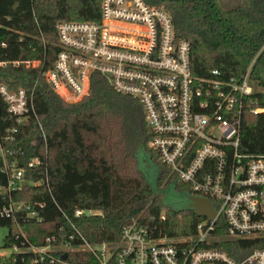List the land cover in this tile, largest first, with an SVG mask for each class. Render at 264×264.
<instances>
[{
	"label": "trees",
	"instance_id": "trees-1",
	"mask_svg": "<svg viewBox=\"0 0 264 264\" xmlns=\"http://www.w3.org/2000/svg\"><path fill=\"white\" fill-rule=\"evenodd\" d=\"M145 1L169 12L178 37L190 43L195 77L241 80L249 72L255 92L244 111L239 150L264 154V0H241L232 8L222 7L218 0ZM101 2L0 0V62L42 60L45 71L50 69L59 53L58 23L98 21ZM215 70L220 76L212 75ZM0 83L12 91L34 92L36 113L19 123L0 101V189L10 184L4 159L23 171L19 189L0 192V208L12 198L43 218L38 222L23 210L0 220V228L9 230L4 248L22 250L10 256L9 264H42L40 256L26 248L43 246L52 236L58 239L56 245L64 243L76 236L73 225L92 244L119 241L123 228L134 221L157 225L169 237L195 232L201 217L167 208L140 168L141 152L157 169L158 190L165 183L163 188L191 193L149 147L152 136L139 101L95 75L89 94L80 102L67 103L50 88L41 70L24 65L0 66ZM251 107L263 111L253 114ZM39 124L46 141L39 139ZM32 159L39 165L30 167ZM77 210L91 215L75 218ZM163 213L165 220L160 219ZM239 244L249 254L264 248V239ZM224 247L233 249L229 244ZM90 259L87 253L67 254L68 264H87Z\"/></svg>",
	"mask_w": 264,
	"mask_h": 264
},
{
	"label": "built area",
	"instance_id": "built-area-1",
	"mask_svg": "<svg viewBox=\"0 0 264 264\" xmlns=\"http://www.w3.org/2000/svg\"><path fill=\"white\" fill-rule=\"evenodd\" d=\"M57 36L59 53L50 69L45 71L42 60L0 66L41 70L50 88L68 103L89 94L95 75L106 78L115 91L142 105L152 136L149 147L159 160L217 212L213 219L201 217L190 235L169 237L157 225L134 221L123 228L119 241L92 244L73 225L76 236L68 241L56 245L52 236L26 251L39 255L42 264H68L63 256L69 252L87 253V264H264V248L246 254L248 249L239 246L240 241L264 239V154L239 150L244 111L255 92L249 72L241 80L195 77L190 43L178 37L169 12L145 0H102L98 21H61ZM0 101L19 123L36 116L34 92L12 91L0 83ZM262 111L251 107L253 114ZM38 135L46 141L40 124ZM4 163L10 184L0 192L10 194L20 188L23 171L6 159ZM37 165L38 159L29 163ZM23 210L43 222L38 211L12 198L0 208V220ZM86 212L77 210L75 218ZM160 219H166L165 213Z\"/></svg>",
	"mask_w": 264,
	"mask_h": 264
},
{
	"label": "rangeland",
	"instance_id": "rangeland-1",
	"mask_svg": "<svg viewBox=\"0 0 264 264\" xmlns=\"http://www.w3.org/2000/svg\"><path fill=\"white\" fill-rule=\"evenodd\" d=\"M218 1L221 4V6L224 8L235 7V6L239 5L241 2V0H218ZM254 89H255V87H254ZM80 101H78V102H80ZM75 103H77V102H75ZM139 157L141 159H143V154L141 152L139 153ZM143 164H144L145 168L144 167L142 168V164L139 161L140 168L146 174L150 184L157 190V188H156L157 170H156L155 166L152 165V163H150V162H148V163L145 162L144 160H143ZM164 185H165V183L162 184L161 189L158 191V193L163 198L165 204L168 207H172V208H183L181 205L175 203L176 197H179L178 194L176 193V191L171 186L163 188ZM8 232H9V230L7 228H0V264H9V262L7 260L10 258V256L16 252H19V250L5 249L4 248L3 240L7 236Z\"/></svg>",
	"mask_w": 264,
	"mask_h": 264
},
{
	"label": "water",
	"instance_id": "water-1",
	"mask_svg": "<svg viewBox=\"0 0 264 264\" xmlns=\"http://www.w3.org/2000/svg\"><path fill=\"white\" fill-rule=\"evenodd\" d=\"M143 160L147 163L150 162L148 159H145V158L140 159V162L142 164V168L144 167ZM156 181H157V179H156ZM171 187L175 190L174 186H171ZM158 191L159 190L157 189V193H158ZM176 193L178 194V196L187 197L188 203L186 205H181L183 208H172V207H168L165 204L167 208L175 210L177 212L192 211L193 213H195L199 217H205V218H210V219H213L215 217L216 212H217V207L210 200L193 196L191 193H178L177 191H176ZM90 215H91V212L87 211L86 216H90ZM66 258H67V256L64 255L63 260H66Z\"/></svg>",
	"mask_w": 264,
	"mask_h": 264
},
{
	"label": "flooded vegetation",
	"instance_id": "flooded-vegetation-1",
	"mask_svg": "<svg viewBox=\"0 0 264 264\" xmlns=\"http://www.w3.org/2000/svg\"><path fill=\"white\" fill-rule=\"evenodd\" d=\"M175 203L179 205H186L188 203V199L187 197L179 196V197H176Z\"/></svg>",
	"mask_w": 264,
	"mask_h": 264
}]
</instances>
